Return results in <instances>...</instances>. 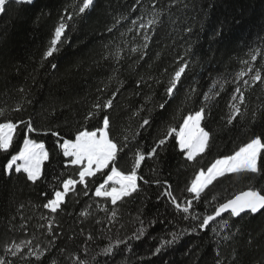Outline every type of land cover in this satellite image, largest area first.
Returning <instances> with one entry per match:
<instances>
[{"label": "trees", "instance_id": "trees-1", "mask_svg": "<svg viewBox=\"0 0 264 264\" xmlns=\"http://www.w3.org/2000/svg\"><path fill=\"white\" fill-rule=\"evenodd\" d=\"M82 3L9 0L6 12L0 14V110L5 112L0 122L31 118L38 129L27 133L25 125L19 124L9 151H0V259L11 264H77V256L88 264H217L218 259L224 264L234 260L235 264H264V210L242 217L227 214L205 230L196 227L199 220L184 219L165 195L170 191L181 203L191 199L186 189L199 169L233 154L256 136L264 139V83L251 80L256 71L264 78V0H175V4L173 0H93L80 13ZM150 20L158 22L139 26ZM62 22L67 27L57 51L45 57ZM252 55L257 56L255 61ZM185 62L188 68L178 90L168 99L166 87ZM249 67L253 72L240 77ZM237 86L245 96L243 115L228 124ZM114 92L113 108L93 109ZM204 95L211 99L201 126L210 133V141L195 161L186 159L173 136L156 156L141 164L138 175L149 183L140 181V192L134 197L116 206L96 197L95 188L104 179L97 173L89 178L87 189L78 184L67 194L62 210L53 214L44 207L55 191L62 190L63 180L78 179V168L68 163L59 142L74 138L78 130L102 127L105 114L111 122L110 136L122 142L124 130L137 129L147 117L151 127L140 130L118 156L117 167L128 172L135 151L147 154L167 126L179 129L189 112L205 104ZM166 100L161 110L158 105ZM17 105L20 111L13 110ZM90 111L93 117L86 120ZM27 138L43 143L50 154L35 183L25 173L8 176L4 172ZM260 162L264 165V153ZM249 188L264 194V171L219 178L202 193L200 202L194 201L195 213L211 214L215 205ZM112 210L117 212L115 223H109ZM138 216L145 222V234L104 255L109 243L133 234L139 227ZM224 219L235 227H221ZM152 220L156 222L149 225ZM171 233L180 234L179 239L153 255ZM28 240L32 248L47 249L39 260L28 255L32 250L28 247L15 257L6 251Z\"/></svg>", "mask_w": 264, "mask_h": 264}, {"label": "snow or ice", "instance_id": "snow-or-ice-1", "mask_svg": "<svg viewBox=\"0 0 264 264\" xmlns=\"http://www.w3.org/2000/svg\"><path fill=\"white\" fill-rule=\"evenodd\" d=\"M13 2L19 3H30L31 0H13ZM175 4V0H173ZM9 4V0H0V14L6 12V5ZM93 4V0H83L82 6L79 7V12L83 13ZM157 16L161 15L160 12L156 13ZM71 19V17H68ZM156 20H150L147 25L141 23V28L151 27V25L157 23ZM118 23V22H117ZM135 24V21H133ZM67 25L60 23L55 29V38L52 40L51 47L45 53V57H51L57 51V44L60 42L61 36L64 34ZM111 32L112 29H109ZM191 32V28L188 29ZM145 40H149V37L145 35ZM147 47V44H145ZM135 51V50H134ZM256 55H252L251 59L255 61ZM247 64L248 61H245ZM56 67L55 64L52 65ZM188 68V64L183 63L177 71H175L171 80L166 87V95L168 99H172L174 92L178 90L181 77ZM253 69L249 67L247 72L240 73V77L252 73ZM251 80L253 82L264 83L261 73L256 71L252 74ZM249 82L244 81L247 85ZM23 92V89H20ZM195 89H192L194 92ZM218 94V93H217ZM116 93L112 94V97L107 99L103 104L96 103L93 105V109L99 112L101 109L113 108V100L115 99ZM211 99L210 95H204L203 101L205 104L194 113L189 112L182 121L179 129L172 126H167L164 130L163 136L158 138L155 146L145 154L143 151L137 149L134 153L135 162L130 171L124 172L117 167V160L119 154L128 148L129 143L137 136L140 135V130H146L147 127H151L150 119L147 117L142 118V122L139 123L138 128L133 130L126 128L122 133L123 140L117 141L110 136V119L107 114L102 117V127L96 128L95 130H88L84 128L78 130L72 139H64L59 142V149L64 157H68V163L78 168V179L68 178L62 181V190L55 191L54 198L48 200L44 207L50 210L51 213L55 214L59 210H62V205L65 203V197L70 191H75L76 186L83 185L85 189L88 187L89 178L95 177L97 173H101L104 176L103 182L95 188V196L104 198L110 201L112 206H116L119 201H124L127 198H132L140 192V181L144 184H148L149 181L145 180L142 176L138 175V169L141 164L147 159L156 156L157 149L164 146L170 137L175 136L179 148L182 152H186V159L188 161H195L196 158L207 151L210 141V133L201 126V122L205 119L207 102ZM231 99L236 102L231 105L232 113L229 116L228 124H232L238 117L243 115L241 112V106L245 103V96L241 92L240 87L237 86L234 89V94ZM167 104V100L160 103L158 107L164 110ZM13 110L20 111L21 106L17 105ZM142 110V109H141ZM93 112L90 111L85 117L86 120L93 117ZM139 115V111L134 113ZM5 112L0 110V116H4ZM256 113H253V119ZM19 124L25 125L27 133H35L38 131L36 127H33L31 118L27 121L20 120L18 122H0V151L8 152L12 146L14 135ZM59 136V133H54ZM264 153V139L261 136L252 138L249 142L239 147L231 155H226L221 158L215 159L206 169L201 168L198 170L195 177L192 179L190 185L186 191L192 194L191 199H187L181 203L177 201V198L172 195L170 191H166L172 205L178 212L183 214L184 219L199 220L200 223L196 226L200 229H209L212 222H217V218H222L225 213H228L231 217H242V214H256L261 213L264 210V194L260 191L249 188L247 191L240 192L232 198L227 199L224 202L218 203L214 206V211L207 215H197L195 213L193 204L200 202L202 193L205 192L216 180L224 177L228 174H249L255 175L260 174L264 171V165L261 164V154ZM50 154L45 148L43 143H37L32 139H25L23 141V149L19 151L17 155H12L10 160L6 163L4 172L8 176H12L13 173H25L26 179L32 183L38 181L43 174V165L49 160ZM105 170H108L105 172ZM159 184L160 181H155ZM167 184V182L165 181ZM171 188V185H168ZM87 195V191L84 193ZM213 199H215L213 197ZM107 212V206L105 207ZM117 212L111 211V217L109 223H115ZM156 221H149L148 224L152 225ZM137 223L139 227L133 232L127 239L117 238L115 243H109L107 247L103 249L104 255H109L115 248H118L122 244H127L131 240H139L146 231L145 222L141 217H137ZM121 228L124 226L121 224ZM223 228H232L235 225H231L228 220L224 219L222 225ZM48 231H52V225H48ZM195 231V227L193 228ZM239 231V229H237ZM177 233H171L170 240H164L158 247L155 248L153 255H158L161 249L166 245H170L179 239ZM93 237L89 234L88 239L91 240ZM226 241L230 240V237L225 236ZM51 243V241H50ZM28 247L32 250L28 253L29 256L35 255L37 260L40 259L42 252H46L47 249H35L32 248V241H24L22 244H13L12 247L6 249L13 257L17 256L23 251V248ZM87 251V249H85ZM77 264H88L87 261L82 260L79 256L76 257ZM0 264H11L10 261L0 259ZM217 264H224V261L217 260ZM235 264V260L233 261Z\"/></svg>", "mask_w": 264, "mask_h": 264}, {"label": "water", "instance_id": "water-1", "mask_svg": "<svg viewBox=\"0 0 264 264\" xmlns=\"http://www.w3.org/2000/svg\"><path fill=\"white\" fill-rule=\"evenodd\" d=\"M263 211V210H262ZM228 213H225L223 216L227 215ZM244 214H247V213H244ZM257 214V213H256ZM243 215V214H242ZM218 219V218H217Z\"/></svg>", "mask_w": 264, "mask_h": 264}, {"label": "rangeland", "instance_id": "rangeland-1", "mask_svg": "<svg viewBox=\"0 0 264 264\" xmlns=\"http://www.w3.org/2000/svg\"><path fill=\"white\" fill-rule=\"evenodd\" d=\"M27 139H30V138H27ZM37 143H39V142H37ZM22 149H23V147H22Z\"/></svg>", "mask_w": 264, "mask_h": 264}]
</instances>
